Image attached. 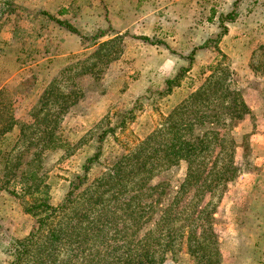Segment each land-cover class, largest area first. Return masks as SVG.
<instances>
[{"label": "rangeland", "instance_id": "rangeland-1", "mask_svg": "<svg viewBox=\"0 0 264 264\" xmlns=\"http://www.w3.org/2000/svg\"><path fill=\"white\" fill-rule=\"evenodd\" d=\"M123 10L127 23L112 18ZM216 47L227 58L212 72ZM210 76L206 94L231 79L247 113L210 119L217 134L189 167L163 163L168 117L182 103L199 107L190 94ZM53 85L72 95L46 116L38 110ZM148 151L157 159L141 180L131 174L141 157L127 160ZM121 163L129 175L100 186ZM229 164L233 178L211 190L186 180ZM29 194L72 201L56 222L55 251L34 246L19 264H121L134 242L143 251L154 243L161 264H264V0H0V264L37 226L24 210Z\"/></svg>", "mask_w": 264, "mask_h": 264}, {"label": "trees", "instance_id": "trees-1", "mask_svg": "<svg viewBox=\"0 0 264 264\" xmlns=\"http://www.w3.org/2000/svg\"><path fill=\"white\" fill-rule=\"evenodd\" d=\"M48 17L51 18V15L47 13ZM60 25H65V23L62 20H56ZM226 30V28H223V32ZM218 56L216 58L215 63L212 66V72L215 70H221L222 67L225 66V59L227 58V55L222 52L218 47H216ZM71 67V66H70ZM231 74V72H230ZM213 76V74H212ZM212 76L208 77L206 81L200 86V88L195 91L194 93L190 94V98H198V105L191 107L190 105L187 106L186 103L180 104L176 109L170 114L168 118H171V123L168 125L169 129L166 131V133L169 134L168 142L169 143V149L172 150V152H167L161 156V160H163V163H166L167 161L175 162L177 164L180 161H185L186 164L191 165L192 161L197 159L198 156L206 152L209 148V143L207 141L208 136L210 133L217 134L214 130L217 129V127L214 126L216 122H214L212 119L214 116H218L221 112H227L229 109H232L231 112H229L227 115L230 117V119H241L244 117V115L247 113V108L244 103H242L240 106H235L236 102V96H237V90L234 88H228V86H231V82L234 83L233 80H223L221 81L220 85L215 88L210 93H207V89L211 86V78ZM178 77H175L173 79H167L166 85L167 88L165 92H169L172 84L177 81ZM218 82V81H216ZM218 93V97L215 98V102L213 103V100H211L212 94ZM72 93L63 94L57 92V87L55 85L49 86L46 88L42 95V102L40 105V108L38 111L42 110L44 106L47 107L46 110V116L49 114V111L51 110V106L58 104V111L63 112L65 111L69 104L68 100ZM201 96V97H199ZM228 100L231 102L230 105L224 107L222 105V102ZM73 102V101H72ZM59 113V114H60ZM51 116V114H50ZM50 116L47 118H43V122L45 124H48L54 120L50 118ZM123 118H126L124 115ZM195 119H198L195 121ZM201 121V122H199ZM123 120H122V126H123ZM209 122L211 123V128L208 130H197L198 123H205ZM218 123V121H217ZM121 126V125H120ZM44 131L48 132L50 135V140L52 139V129L45 128ZM209 133V134H208ZM165 142V141H162ZM99 156V153H95L92 156L88 157L87 163L91 162L94 158H97ZM123 154L119 156V160L117 162H120L124 159ZM141 157L140 162L138 165L133 166L131 174H138L143 173L141 180H145L148 177V174L151 171L152 164L149 161L150 158L157 159L154 156L150 155V151L144 153L142 156L134 155L130 159L127 160V163L131 162L133 158ZM125 163H121L120 167H118L113 174H109L108 176H105L104 174L97 178L96 181L100 182V186L107 185L109 186L110 181L113 179L120 180V173H124L123 170L120 172V168L123 169ZM89 164L86 165V169H89ZM234 166L232 164H229L226 166V168H223L222 171L220 170L218 173L214 174L212 177H210L209 180H206L205 174H201L198 176L197 174L188 173L186 180L189 184H193L195 186H203L205 191L211 190L214 185H217L220 182H227L234 176ZM87 171V170H85ZM125 177H127L129 174L124 173ZM190 176V178H189ZM80 183H84L87 179V176H78L77 177ZM208 181V182H206ZM199 184V185H198ZM110 188V187H107ZM71 194V193H70ZM23 198L25 197V190L22 193ZM29 200L24 205V210L32 215L35 218L36 221V228L31 232L25 239L22 240H16L14 242V248L12 250L11 257L9 264H19L20 262H24L27 259H29L33 254L31 253L32 247L39 246V248H45V257H48L50 254V251H55L56 248V242L60 240L61 233L59 232L60 229L56 227V222L58 218L61 215V211L68 206V204L72 201L71 196L68 195L65 201L60 206H53L49 203L48 197L45 194H39L36 196H31V194L28 195ZM31 196V199H30ZM171 210V208H170ZM201 210L199 209V213H201ZM162 211L165 212L163 209ZM175 210H173L174 213ZM140 216V212L138 213ZM160 216L162 214L160 213ZM164 216V214H163ZM162 216V217H163ZM137 221V225L140 224L142 220H135ZM44 238L45 243L41 242L39 239ZM134 249L128 250V252L125 253L124 256L119 258L121 264H161L160 262H156L154 258V252L151 248H154V243H152L151 248L147 245V250L143 251L142 246H136V242L133 243ZM74 252L77 250H73ZM74 255H76L74 253ZM100 259H94L92 263H100Z\"/></svg>", "mask_w": 264, "mask_h": 264}, {"label": "crops", "instance_id": "crops-1", "mask_svg": "<svg viewBox=\"0 0 264 264\" xmlns=\"http://www.w3.org/2000/svg\"><path fill=\"white\" fill-rule=\"evenodd\" d=\"M130 15H131L130 12L127 11V10H123L122 12L119 13L118 16H117V13H115L113 11L112 18L115 19V21H120V22H123V23H127L130 20ZM116 18H117V20H116Z\"/></svg>", "mask_w": 264, "mask_h": 264}]
</instances>
